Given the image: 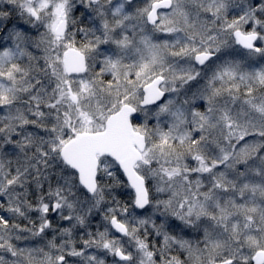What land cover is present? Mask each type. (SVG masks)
<instances>
[{
  "label": "snow or ice",
  "instance_id": "6c2138e0",
  "mask_svg": "<svg viewBox=\"0 0 264 264\" xmlns=\"http://www.w3.org/2000/svg\"><path fill=\"white\" fill-rule=\"evenodd\" d=\"M257 60L264 0H0V264H264Z\"/></svg>",
  "mask_w": 264,
  "mask_h": 264
},
{
  "label": "rangeland",
  "instance_id": "374dc122",
  "mask_svg": "<svg viewBox=\"0 0 264 264\" xmlns=\"http://www.w3.org/2000/svg\"><path fill=\"white\" fill-rule=\"evenodd\" d=\"M160 38H163V37L161 36ZM254 63H255V65H256V67H259L262 63H264V61H259V60H257V61H254ZM122 198H123V199H127L126 196H124V197H122ZM0 214L7 215V213H0ZM98 222H100V217H99V216H97V217L95 218V221H94V223H93V225H92V230H93V231L96 230V225H97ZM100 230H101V231L103 230V227H102V226H101ZM13 243H18L19 246L23 247L21 242L13 241ZM78 246H79V245H78ZM89 252H90V253H95L96 250H95V249H89ZM99 255H101L102 257H104V258L106 259V261H107V260L109 259V257H110V256H105V254L102 253V252L99 253ZM107 264H112V262H111V261H107Z\"/></svg>",
  "mask_w": 264,
  "mask_h": 264
},
{
  "label": "flooded vegetation",
  "instance_id": "af4514ba",
  "mask_svg": "<svg viewBox=\"0 0 264 264\" xmlns=\"http://www.w3.org/2000/svg\"><path fill=\"white\" fill-rule=\"evenodd\" d=\"M24 223H26V222H24ZM21 243H22V246L24 247V246H29V245H35V241L34 240H29V241H21ZM70 259H73V258H70ZM107 261H113V257H109V259L107 260Z\"/></svg>",
  "mask_w": 264,
  "mask_h": 264
}]
</instances>
